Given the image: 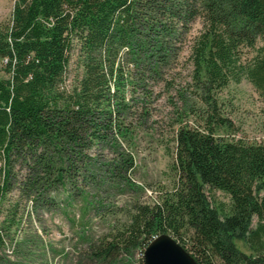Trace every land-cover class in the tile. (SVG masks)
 <instances>
[{
  "label": "trees",
  "instance_id": "1",
  "mask_svg": "<svg viewBox=\"0 0 264 264\" xmlns=\"http://www.w3.org/2000/svg\"><path fill=\"white\" fill-rule=\"evenodd\" d=\"M13 1L0 27L7 75L0 79V203L15 188L32 203H50L45 194L89 182L91 149L128 134L131 96L145 87L140 71L158 77L196 18L203 28L190 58L201 90L209 97L245 77L264 101V0ZM258 41L256 56L242 63V49ZM202 123L177 131L175 188L157 204L135 206L128 223L94 249L96 259L130 256L167 234L197 264H264V145L216 138L226 124L218 115ZM132 164L118 154L106 174L127 180ZM206 188L230 197L228 212Z\"/></svg>",
  "mask_w": 264,
  "mask_h": 264
},
{
  "label": "rangeland",
  "instance_id": "2",
  "mask_svg": "<svg viewBox=\"0 0 264 264\" xmlns=\"http://www.w3.org/2000/svg\"><path fill=\"white\" fill-rule=\"evenodd\" d=\"M13 5V0H0V27L9 23ZM202 28L200 18L189 24L188 31L173 43V56L158 77L150 70L140 71L145 87L131 96V115L124 120L128 134L124 138L118 134L116 144L110 140L91 149V165L97 170L89 182L79 178L77 187L45 194V200L52 203L40 199L32 203L18 188L6 194L0 203L4 239L0 264H140L142 249L130 256L121 253L112 261L96 259L93 251L128 223L135 206L157 204L175 188L173 164L179 129H202V120L215 114L226 122L215 128L216 138L264 145V101L245 77L209 97L195 82L191 48ZM262 45L258 41L253 49H242L241 62L251 61ZM6 77L0 61V79ZM118 154L132 157L127 180H121L120 174H106L107 164L116 161ZM68 191L74 195H67ZM205 191L213 205L229 211L227 194ZM256 222L254 218L253 226ZM234 244L245 254L253 253L243 240H234Z\"/></svg>",
  "mask_w": 264,
  "mask_h": 264
},
{
  "label": "water",
  "instance_id": "3",
  "mask_svg": "<svg viewBox=\"0 0 264 264\" xmlns=\"http://www.w3.org/2000/svg\"><path fill=\"white\" fill-rule=\"evenodd\" d=\"M143 264H197L191 255L171 236L154 238L142 253Z\"/></svg>",
  "mask_w": 264,
  "mask_h": 264
},
{
  "label": "built area",
  "instance_id": "4",
  "mask_svg": "<svg viewBox=\"0 0 264 264\" xmlns=\"http://www.w3.org/2000/svg\"><path fill=\"white\" fill-rule=\"evenodd\" d=\"M1 63H2L3 65H5V64H6V60L1 61Z\"/></svg>",
  "mask_w": 264,
  "mask_h": 264
}]
</instances>
